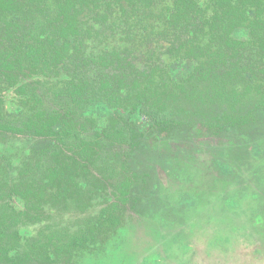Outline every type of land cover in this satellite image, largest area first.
Returning a JSON list of instances; mask_svg holds the SVG:
<instances>
[{"label":"trees","instance_id":"1","mask_svg":"<svg viewBox=\"0 0 264 264\" xmlns=\"http://www.w3.org/2000/svg\"><path fill=\"white\" fill-rule=\"evenodd\" d=\"M200 135L262 153L264 0H0V264H81Z\"/></svg>","mask_w":264,"mask_h":264},{"label":"rangeland","instance_id":"2","mask_svg":"<svg viewBox=\"0 0 264 264\" xmlns=\"http://www.w3.org/2000/svg\"><path fill=\"white\" fill-rule=\"evenodd\" d=\"M203 137L194 138L197 150L179 149L178 139L154 144L158 154L146 168L159 207L129 209L108 245L81 264H264V138L254 155L249 144L213 150ZM213 157L235 166L231 179L212 166Z\"/></svg>","mask_w":264,"mask_h":264}]
</instances>
